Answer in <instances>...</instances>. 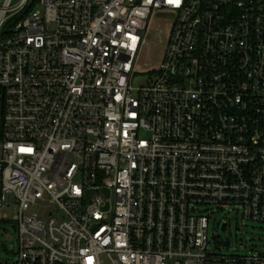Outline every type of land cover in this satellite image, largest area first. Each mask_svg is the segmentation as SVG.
<instances>
[{"label": "built area", "instance_id": "obj_1", "mask_svg": "<svg viewBox=\"0 0 264 264\" xmlns=\"http://www.w3.org/2000/svg\"><path fill=\"white\" fill-rule=\"evenodd\" d=\"M163 12L162 61L134 88ZM226 209L264 224V0H0L14 264H264L209 242Z\"/></svg>", "mask_w": 264, "mask_h": 264}, {"label": "rangeland", "instance_id": "obj_2", "mask_svg": "<svg viewBox=\"0 0 264 264\" xmlns=\"http://www.w3.org/2000/svg\"><path fill=\"white\" fill-rule=\"evenodd\" d=\"M156 15L152 18L147 32V45L143 48L137 64L138 74L132 79L134 88L145 87L158 70L164 55L167 35L172 24L169 15ZM8 222H0V264H14L17 257V230L12 217L15 211H7ZM208 225V240L215 248H220L223 254L239 255L264 252V224L244 221L236 212L226 209L215 210ZM229 241V248H223V243ZM223 248V249H222Z\"/></svg>", "mask_w": 264, "mask_h": 264}, {"label": "water", "instance_id": "obj_3", "mask_svg": "<svg viewBox=\"0 0 264 264\" xmlns=\"http://www.w3.org/2000/svg\"><path fill=\"white\" fill-rule=\"evenodd\" d=\"M228 244H229V241H226V242L224 243V247H227Z\"/></svg>", "mask_w": 264, "mask_h": 264}]
</instances>
